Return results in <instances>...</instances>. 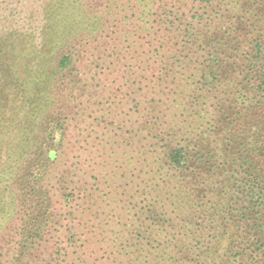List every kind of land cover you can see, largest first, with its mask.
<instances>
[{"label":"trees","instance_id":"16d2710c","mask_svg":"<svg viewBox=\"0 0 264 264\" xmlns=\"http://www.w3.org/2000/svg\"><path fill=\"white\" fill-rule=\"evenodd\" d=\"M0 264H264V0H0Z\"/></svg>","mask_w":264,"mask_h":264}]
</instances>
